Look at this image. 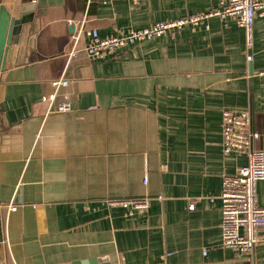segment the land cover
Returning <instances> with one entry per match:
<instances>
[{"label":"crops","instance_id":"1","mask_svg":"<svg viewBox=\"0 0 264 264\" xmlns=\"http://www.w3.org/2000/svg\"><path fill=\"white\" fill-rule=\"evenodd\" d=\"M2 2L30 17L0 80V264H264V227L250 255L223 247L220 199L247 162L223 152V110L253 111L264 150V16L252 61L244 28L220 16L93 59L87 30L125 34L222 0ZM256 191L264 206V179ZM130 197L148 198L145 213L105 203Z\"/></svg>","mask_w":264,"mask_h":264},{"label":"built area","instance_id":"2","mask_svg":"<svg viewBox=\"0 0 264 264\" xmlns=\"http://www.w3.org/2000/svg\"><path fill=\"white\" fill-rule=\"evenodd\" d=\"M212 16L235 18L244 28L247 59L252 61L255 45L254 22L256 16H264V0H222L219 7L209 12L187 15L173 20H161L142 28H132L125 34L101 36L96 29L87 30L86 51L93 59H101L118 50L137 43L159 37L166 32L182 29L185 25L205 23ZM208 27V25H207ZM77 34L75 41L80 37ZM264 76V69L260 71ZM69 80L60 77L52 81L55 91L49 96L52 105L58 90L66 87ZM72 107L69 96L58 105V112H66ZM223 119V152L244 154L246 164L235 174H224L220 199L222 202V245L236 255H250L261 239L259 229L264 227V206L257 201V182L264 179V150L256 149L259 133L254 128V115L251 110L236 111L225 109ZM109 206H120L128 214L145 213L149 206L146 197L108 198ZM11 208H15L12 206ZM193 208V206H191Z\"/></svg>","mask_w":264,"mask_h":264},{"label":"water","instance_id":"3","mask_svg":"<svg viewBox=\"0 0 264 264\" xmlns=\"http://www.w3.org/2000/svg\"><path fill=\"white\" fill-rule=\"evenodd\" d=\"M28 15L23 13L20 17L13 16L0 0V80L11 59L12 47L18 43L23 25L30 17Z\"/></svg>","mask_w":264,"mask_h":264}]
</instances>
